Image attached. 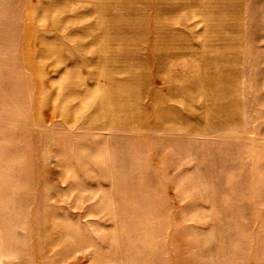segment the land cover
<instances>
[{
  "label": "rangeland",
  "instance_id": "374dc122",
  "mask_svg": "<svg viewBox=\"0 0 264 264\" xmlns=\"http://www.w3.org/2000/svg\"><path fill=\"white\" fill-rule=\"evenodd\" d=\"M0 264H264V0H0Z\"/></svg>",
  "mask_w": 264,
  "mask_h": 264
}]
</instances>
